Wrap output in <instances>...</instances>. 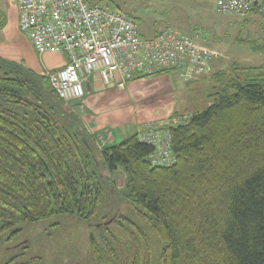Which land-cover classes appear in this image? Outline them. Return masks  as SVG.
<instances>
[{
  "label": "trees",
  "instance_id": "16d2710c",
  "mask_svg": "<svg viewBox=\"0 0 264 264\" xmlns=\"http://www.w3.org/2000/svg\"><path fill=\"white\" fill-rule=\"evenodd\" d=\"M247 69L168 116L175 162L155 166L137 133L98 147L45 73L0 56V264H264V63Z\"/></svg>",
  "mask_w": 264,
  "mask_h": 264
},
{
  "label": "built area",
  "instance_id": "2783aa9c",
  "mask_svg": "<svg viewBox=\"0 0 264 264\" xmlns=\"http://www.w3.org/2000/svg\"><path fill=\"white\" fill-rule=\"evenodd\" d=\"M18 27L39 53L66 55L65 64L45 72L64 103L81 100L83 83L97 73L103 84L124 89L137 77L175 70L184 80L205 72L208 59L219 56L212 48L172 27L152 36L139 30L125 13L89 0H16ZM221 14L258 13L264 20V0H214ZM162 121V122H160ZM176 118L148 123L138 139L152 147L148 159L155 166L175 162L169 124Z\"/></svg>",
  "mask_w": 264,
  "mask_h": 264
},
{
  "label": "rangeland",
  "instance_id": "374dc122",
  "mask_svg": "<svg viewBox=\"0 0 264 264\" xmlns=\"http://www.w3.org/2000/svg\"><path fill=\"white\" fill-rule=\"evenodd\" d=\"M89 1L106 5L132 17L141 33L146 36L153 30L159 31L168 26L192 35L198 44L219 53L218 57L208 59L205 72L194 76L192 80H184L178 72L171 70L165 71L160 77L153 75L149 79L145 78L137 85L130 86L129 91L126 88L118 90L116 86L111 89L103 88L105 93L112 95L119 93V96L114 102L109 103L108 98L97 95L99 98L97 97L94 102L103 106L105 111L117 109V115H140V119L131 120V122L135 120L134 124L143 121L137 123L135 132L137 135L148 123L155 124L156 121L164 120L173 113L193 114L210 105L213 96H208V76L215 71L223 70L231 78L241 79L243 73L256 71L247 69L248 67L264 63V20L258 13L253 12L244 16L221 14L216 11L214 0ZM83 85L85 88V83ZM85 93L87 98L88 93L94 92L89 90ZM85 97L77 101L72 100L65 105L72 108L81 118L84 127L95 139L83 122L84 115L88 114V109L83 103ZM98 115L103 116L104 113ZM116 182L118 187L121 186L123 177L117 176ZM74 220L75 218L68 221L69 228H74Z\"/></svg>",
  "mask_w": 264,
  "mask_h": 264
},
{
  "label": "crops",
  "instance_id": "0c3cea01",
  "mask_svg": "<svg viewBox=\"0 0 264 264\" xmlns=\"http://www.w3.org/2000/svg\"><path fill=\"white\" fill-rule=\"evenodd\" d=\"M0 9L2 13L5 15V23L0 28L1 57L16 62H22L27 67L38 73H45L48 70L58 69L65 64L67 58L65 54L55 53V52L39 53L35 50L32 43L28 39L27 35L24 32L20 31L18 27L17 7L14 0H1ZM156 32L157 31L153 30V32L148 36H152ZM171 70L172 69L166 71L169 72ZM164 72L159 73L160 75L158 74L153 77H160L164 75ZM92 77L93 79L91 80ZM149 77L134 78L129 82H127L125 88L128 89L129 91L130 86L137 85L140 81H143V79L145 78L149 79ZM114 86L115 84H107V85L103 84L97 73L92 74L89 77L88 82H85V88H86L85 92L86 91L88 92L90 90L93 91L94 93L93 94L88 93L87 95L88 97L87 98L85 97L83 100L85 107L88 109V114L84 115L83 122L86 123L88 130L92 132V134L95 136L96 142L100 148L114 145L120 142L123 138H125L129 134L135 133L137 130L136 129L137 123L139 121H137L136 124H134L133 121L135 120H133L132 122L131 120L132 118H135L136 120L140 119V115L138 116H135L133 114H130L129 116H123L121 114L117 115L116 113L117 109H114L116 111H112V109L108 108L110 110L105 111L103 106H100L94 102V100L98 97L97 95H99V97L101 98H108L107 102L109 103L114 102L115 98L119 96V93L112 95V93H105L104 90H102L103 88L111 89V87ZM118 90H123V89H118ZM105 101L106 100L104 99L103 102ZM103 113H104L103 116L98 115ZM88 120H89V124H88Z\"/></svg>",
  "mask_w": 264,
  "mask_h": 264
},
{
  "label": "bare ground",
  "instance_id": "6f19581e",
  "mask_svg": "<svg viewBox=\"0 0 264 264\" xmlns=\"http://www.w3.org/2000/svg\"><path fill=\"white\" fill-rule=\"evenodd\" d=\"M15 1V3H16V7H17V11H18V6H17V2H16V0H14Z\"/></svg>",
  "mask_w": 264,
  "mask_h": 264
}]
</instances>
